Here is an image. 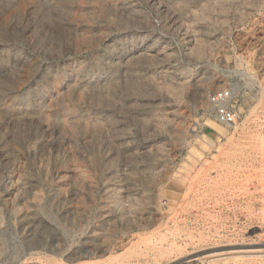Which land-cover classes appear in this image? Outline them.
<instances>
[{"label": "rangeland", "instance_id": "1", "mask_svg": "<svg viewBox=\"0 0 264 264\" xmlns=\"http://www.w3.org/2000/svg\"><path fill=\"white\" fill-rule=\"evenodd\" d=\"M255 79L264 0H0V264H264Z\"/></svg>", "mask_w": 264, "mask_h": 264}, {"label": "built area", "instance_id": "2", "mask_svg": "<svg viewBox=\"0 0 264 264\" xmlns=\"http://www.w3.org/2000/svg\"><path fill=\"white\" fill-rule=\"evenodd\" d=\"M255 80L258 81V79ZM258 84L261 97H264V86H261L259 81ZM235 97V93L231 88H223L214 91L207 97L211 115L213 116L214 120L227 128L235 127L241 118V111L237 106ZM262 112V114H264V108ZM194 258L195 257L189 258L180 264H204V262L199 263L197 260H193Z\"/></svg>", "mask_w": 264, "mask_h": 264}, {"label": "bare ground", "instance_id": "3", "mask_svg": "<svg viewBox=\"0 0 264 264\" xmlns=\"http://www.w3.org/2000/svg\"><path fill=\"white\" fill-rule=\"evenodd\" d=\"M260 102V101H259ZM193 260H197L196 258H194Z\"/></svg>", "mask_w": 264, "mask_h": 264}]
</instances>
